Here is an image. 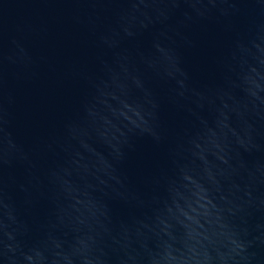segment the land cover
<instances>
[{
	"label": "water",
	"instance_id": "95a60500",
	"mask_svg": "<svg viewBox=\"0 0 264 264\" xmlns=\"http://www.w3.org/2000/svg\"><path fill=\"white\" fill-rule=\"evenodd\" d=\"M0 264H264V0H0Z\"/></svg>",
	"mask_w": 264,
	"mask_h": 264
}]
</instances>
